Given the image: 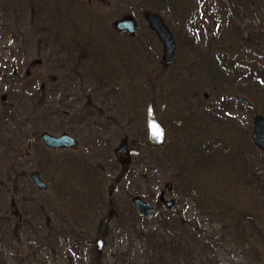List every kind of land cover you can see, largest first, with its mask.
I'll return each mask as SVG.
<instances>
[{
  "label": "rangeland",
  "instance_id": "obj_1",
  "mask_svg": "<svg viewBox=\"0 0 264 264\" xmlns=\"http://www.w3.org/2000/svg\"><path fill=\"white\" fill-rule=\"evenodd\" d=\"M14 1H0L1 62L8 59L5 52L13 47L11 41L27 42V60L32 59L31 48L40 39L37 36H45L37 33V27L42 28L45 24L54 31H63L69 42L76 32L88 35L89 31L100 47L101 43L110 42L106 38L109 35L94 33L88 16L83 15L86 17L83 19L81 9L76 5L69 14L62 8L63 15L70 19L66 25L65 19L64 23L61 19L51 23L43 17L34 20L27 10L16 8ZM106 1L111 5L114 3V0ZM152 1L155 0H134L131 14L137 21V32L143 38L141 41H144V31H147L141 17L146 5L159 7L178 41L174 63L162 77L159 76L162 78V94L158 90L159 81L152 79L156 63L150 65V71H153L148 78L151 86L147 94L141 93L143 87L135 83V96L140 94L143 104L134 106L133 132L136 133L135 140L141 136V143L134 145L133 155L145 157L143 167L149 169L147 177L157 174L150 182L141 176L143 171L137 177L134 174L133 184H126L124 180L110 199L105 198L109 180L118 173L113 171L117 166L113 156L120 141L108 146L113 152L112 163L116 166H112L114 169L110 173L96 179L101 183L104 195L102 214L112 217L113 225L109 229L112 234L104 240L105 247L98 254L93 245L95 236L90 227L91 216L83 213L84 208L89 209L88 205L59 200L68 185L67 157L58 156L59 152L54 153L55 157H43L41 154L34 157L28 149L29 136L33 132L48 131L43 124L46 118H42L47 114L31 112L27 97H22L18 106L12 108L13 113L21 116L13 118L9 114L6 142L0 144V213L8 211L7 197L13 189L21 190L25 186L36 193V189L31 188L29 174L39 169L47 185L46 192L36 193L40 223L48 218L49 225L55 230L59 222L67 223L70 229L67 233L63 229L60 238L54 236L53 240L52 236L44 238V234L32 235L33 219L27 213L23 214L24 222L19 226L0 220V241H3L0 243V255L7 257L0 264H88V260L94 257H97V264H208L209 261L211 264H264V192L258 191L250 182V177L255 175L264 185V156L250 142L253 118L256 115L264 117V0ZM83 4L85 6V0ZM120 12L118 9L117 15ZM107 13L114 16L115 11L112 9ZM193 15H196L197 25H205L200 40L209 42L210 50L200 46V40L196 43L185 32L186 22ZM114 17L109 22H113ZM198 29L194 32L199 33ZM105 47L114 53V57L107 61L108 67H112L117 50L110 49L115 48L111 45ZM135 66L143 75L138 80L145 84L149 67ZM44 72L42 68L38 69L32 78ZM100 74L93 71L88 83L93 82V77L100 79ZM95 85L96 81L90 89ZM154 90L157 95L161 94L162 100L159 96L154 100L155 92H150ZM205 93L208 96L206 100L202 98ZM237 97L248 100L250 107L238 104ZM151 98L152 101L147 102ZM4 102L8 106L12 99L6 98ZM221 105L226 110L216 114ZM227 116L232 118L225 123ZM150 119L160 120L166 129L163 149L145 148L143 138ZM122 127L126 128L119 121L117 130L121 132ZM86 149L91 152L89 146ZM18 171L24 173V179L12 181ZM168 182L174 184L175 191L166 193V199H177L171 211L156 203L159 191ZM185 190L190 194L181 199L180 194ZM133 196L145 197L148 204L157 207L158 216L142 223L134 220ZM83 197L81 195L84 201ZM71 206L75 209H70ZM118 226L121 229H117ZM45 231L42 228L41 232ZM88 233L91 234L87 236ZM137 233L152 236L154 241L151 245H155L150 254L145 250L144 240L136 237ZM77 234L82 236L81 239L75 240ZM44 242L52 246L50 251ZM178 244L181 248L174 253L173 248ZM175 254L177 257L171 256Z\"/></svg>",
  "mask_w": 264,
  "mask_h": 264
},
{
  "label": "flooded vegetation",
  "instance_id": "obj_2",
  "mask_svg": "<svg viewBox=\"0 0 264 264\" xmlns=\"http://www.w3.org/2000/svg\"><path fill=\"white\" fill-rule=\"evenodd\" d=\"M117 35L123 38L127 37L125 33ZM81 38L85 37L81 36ZM87 44L92 45L85 41L72 43L63 38L39 41L36 43L33 53L35 66L31 65V70L25 69L24 74L13 70L12 75L7 77L5 66L0 64V144L6 142L7 110L12 107V105H4V100L19 94L25 97H34L33 102L37 105V111L47 113L46 123L51 134L56 136L69 134L80 143L79 149L59 151L61 153L58 156L111 157L109 147L118 141L117 129L120 109L125 107V95L130 91L129 88L127 91L118 90V76L122 81L128 82L131 72L133 76V63L131 64L129 59L123 61L121 69L116 68L111 77L106 76L105 80H99L95 89H88L85 84L86 70L84 66L89 59L92 62L94 59H92L93 54L86 46ZM130 45L134 49L135 42L132 41ZM15 52L16 59H24L20 54L21 48H16ZM81 66L83 67L79 69V72H76L77 67ZM41 68L45 72L34 76L33 79V74H36ZM118 73L119 75H116ZM38 83L39 87L37 88ZM132 84L133 82L129 84V87ZM119 93L122 94L121 98H119ZM122 116L127 115L122 113ZM126 127L128 130L131 129L129 123ZM123 144L128 150L126 138L121 141V145ZM86 146L91 148V152L86 151ZM54 156L56 155H50V157ZM26 189V187H22L21 190L16 188L17 194L8 196L9 215L5 210L4 213H0V220L17 224L22 222L21 214L20 218L11 217L10 206L16 198L21 197L24 200L36 197V195H21V191L23 193ZM15 204L20 213L22 202L17 200Z\"/></svg>",
  "mask_w": 264,
  "mask_h": 264
},
{
  "label": "water",
  "instance_id": "obj_3",
  "mask_svg": "<svg viewBox=\"0 0 264 264\" xmlns=\"http://www.w3.org/2000/svg\"><path fill=\"white\" fill-rule=\"evenodd\" d=\"M146 18L148 19L149 25L153 31L159 36L164 45L165 55L163 58V64L165 66L169 65L173 59V52L175 48V44L171 34L164 27L161 20L155 16L147 14ZM116 28L120 31H129L133 32L134 23L131 19L126 18L122 21L116 23ZM242 103L246 104L244 100H240ZM254 129L251 135V140L255 146H257L264 153V119L261 116H257L253 121ZM42 139L46 146H60L61 143H64V139H54L49 137L48 135H42ZM164 140V129L157 122L151 121L148 124V136L147 143L152 146H162ZM119 153H123V151H119ZM122 156V154H121ZM123 162H125L124 157H120ZM34 183L37 187L42 188L43 184L39 181L37 173L32 176ZM133 202L136 204L138 211L140 214L147 216L148 214H155L154 211L150 210L146 205H144L138 198L134 199ZM98 249L101 250L102 242L97 244Z\"/></svg>",
  "mask_w": 264,
  "mask_h": 264
},
{
  "label": "trees",
  "instance_id": "obj_4",
  "mask_svg": "<svg viewBox=\"0 0 264 264\" xmlns=\"http://www.w3.org/2000/svg\"><path fill=\"white\" fill-rule=\"evenodd\" d=\"M197 162V161H196ZM250 182L253 183V185L257 188L258 191L260 192H264V185H262V182L258 181V178L253 175V177H250ZM163 245V244H162ZM181 246L178 244L176 247L173 248V252H177L178 250H180ZM199 255L203 254V253H198ZM171 256H174V257H177V254L175 255H171ZM163 260V258H162ZM98 263L96 260H93L92 264H96ZM208 264H211V261L208 262Z\"/></svg>",
  "mask_w": 264,
  "mask_h": 264
}]
</instances>
